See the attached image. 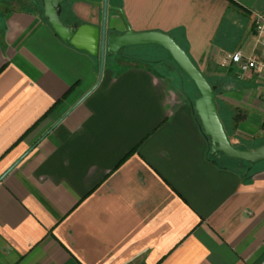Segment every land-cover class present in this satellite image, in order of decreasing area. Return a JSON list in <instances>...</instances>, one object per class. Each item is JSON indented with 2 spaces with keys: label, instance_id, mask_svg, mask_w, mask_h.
<instances>
[{
  "label": "crops",
  "instance_id": "obj_1",
  "mask_svg": "<svg viewBox=\"0 0 264 264\" xmlns=\"http://www.w3.org/2000/svg\"><path fill=\"white\" fill-rule=\"evenodd\" d=\"M71 1L68 23L102 26L104 0ZM261 12L264 0H108L107 30L171 33L242 145L264 135V84L221 59L262 49ZM136 47L102 70L40 0H0V264H264V167L212 162L169 52Z\"/></svg>",
  "mask_w": 264,
  "mask_h": 264
},
{
  "label": "water",
  "instance_id": "obj_2",
  "mask_svg": "<svg viewBox=\"0 0 264 264\" xmlns=\"http://www.w3.org/2000/svg\"><path fill=\"white\" fill-rule=\"evenodd\" d=\"M40 1L44 17L57 34L77 49L85 50L94 56L100 55L102 70L106 53L119 54L127 47L151 44L165 48L178 66L194 81L200 92L193 101V108L208 138L210 153H223L232 159L247 161L252 165L264 161V145L252 150L233 145L218 112L216 86L209 81L171 33L158 30L135 31L130 27L121 33L109 32L108 0L103 2L104 16L101 27L89 22L66 23L62 19V5L67 0Z\"/></svg>",
  "mask_w": 264,
  "mask_h": 264
},
{
  "label": "rangeland",
  "instance_id": "obj_3",
  "mask_svg": "<svg viewBox=\"0 0 264 264\" xmlns=\"http://www.w3.org/2000/svg\"><path fill=\"white\" fill-rule=\"evenodd\" d=\"M71 2H72L71 0L65 1L63 3V5H62L63 9H67L68 5ZM103 16H104V9H103ZM107 17H108V13H107ZM62 19L66 23H68L67 21H69L65 11L62 13ZM146 46L147 45H142V47H138L139 49H137V47H136V48L133 49V52H136L138 55H140L141 57L146 58V59H159V53H156V52L154 53L153 51H151V49H148ZM126 50H131L132 51V48L128 47ZM165 54L168 56V58L170 60V64L173 66V68L175 70V72L173 71L172 74H175L177 76V77L174 78L175 79V84L177 85V87H179V89H181V90L183 89L185 92L189 91V93L192 94V97L199 96L200 92L197 89V86L190 80V78L183 72V70L173 60V58L170 55V53L169 54L165 53ZM108 58H109L108 54H106L103 67H104V65H106L108 63V61H107ZM151 62L155 63L153 61H151ZM259 145H261V146L264 145V135L257 136L256 138H253L252 141L243 143L242 145L234 144L235 147H238V148H241V149H247V150H252V149H256L258 147H261ZM256 166L258 168L264 167V161L256 163Z\"/></svg>",
  "mask_w": 264,
  "mask_h": 264
},
{
  "label": "built area",
  "instance_id": "obj_4",
  "mask_svg": "<svg viewBox=\"0 0 264 264\" xmlns=\"http://www.w3.org/2000/svg\"><path fill=\"white\" fill-rule=\"evenodd\" d=\"M254 29L260 50H254L246 56L242 51L226 53L221 59L222 65H234L239 68L241 75L255 72L264 84V12L257 13L254 21ZM264 95V93H263Z\"/></svg>",
  "mask_w": 264,
  "mask_h": 264
},
{
  "label": "trees",
  "instance_id": "obj_5",
  "mask_svg": "<svg viewBox=\"0 0 264 264\" xmlns=\"http://www.w3.org/2000/svg\"><path fill=\"white\" fill-rule=\"evenodd\" d=\"M187 52L188 50L186 49V47H184L182 44H180ZM189 54V53H188ZM173 58V57H172ZM174 60V59H173ZM163 60H157L155 61L156 63L157 62H161ZM175 61V60H174ZM167 62V61H166ZM176 62V61H175ZM169 66L173 67L170 62H169ZM184 72V71H183ZM185 73V72H184ZM186 74V73H185ZM188 76V75H187ZM191 80V79H190ZM192 81V80H191ZM194 83V81H192ZM211 82V81H210ZM195 84V83H194ZM196 85V84H195ZM198 89V88H197ZM194 101V98L192 99V102ZM197 118V122L204 134V131L201 127V124L198 120V117L196 116ZM205 135V134H204ZM205 137L207 138V136L205 135ZM207 141H208V138H207ZM208 145H209V141H208ZM234 145V144H233ZM208 157L209 159L214 162L216 165L218 166H221V167H225V168H231V169H234L238 172L241 173V175H245V176H251L255 173V170L257 168L256 164L252 165L251 163L247 162V161H242V160H239V159H232L228 156H226L225 154L223 153H218L217 155H212L210 153V149L208 148Z\"/></svg>",
  "mask_w": 264,
  "mask_h": 264
},
{
  "label": "flooded vegetation",
  "instance_id": "obj_6",
  "mask_svg": "<svg viewBox=\"0 0 264 264\" xmlns=\"http://www.w3.org/2000/svg\"><path fill=\"white\" fill-rule=\"evenodd\" d=\"M65 11V13H66V9H63V12Z\"/></svg>",
  "mask_w": 264,
  "mask_h": 264
}]
</instances>
